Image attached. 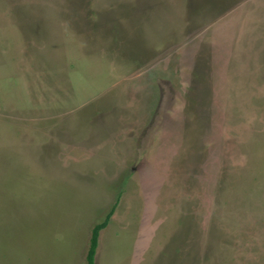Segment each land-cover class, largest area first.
<instances>
[{
	"label": "rangeland",
	"instance_id": "rangeland-1",
	"mask_svg": "<svg viewBox=\"0 0 264 264\" xmlns=\"http://www.w3.org/2000/svg\"><path fill=\"white\" fill-rule=\"evenodd\" d=\"M264 264V0H0V264Z\"/></svg>",
	"mask_w": 264,
	"mask_h": 264
},
{
	"label": "trees",
	"instance_id": "trees-1",
	"mask_svg": "<svg viewBox=\"0 0 264 264\" xmlns=\"http://www.w3.org/2000/svg\"><path fill=\"white\" fill-rule=\"evenodd\" d=\"M113 208L105 215L100 223L95 224L91 229L88 250L85 257L86 264H94V256L98 244L99 233L103 228L107 226L109 219L113 213Z\"/></svg>",
	"mask_w": 264,
	"mask_h": 264
},
{
	"label": "crops",
	"instance_id": "crops-1",
	"mask_svg": "<svg viewBox=\"0 0 264 264\" xmlns=\"http://www.w3.org/2000/svg\"><path fill=\"white\" fill-rule=\"evenodd\" d=\"M115 205H116V203L114 204V206H113V207H115ZM113 207H112V208H113ZM113 209H114V208H113ZM113 212H114V211H113ZM112 214H113V213H112ZM111 216H112V215H111ZM110 218H111V217H110ZM109 221H110V219H109ZM108 223H109V222H108ZM107 225H108V224H107ZM103 229H104V228H103Z\"/></svg>",
	"mask_w": 264,
	"mask_h": 264
}]
</instances>
